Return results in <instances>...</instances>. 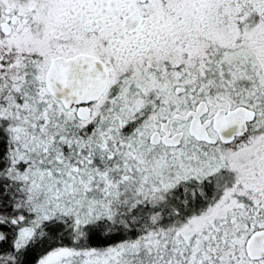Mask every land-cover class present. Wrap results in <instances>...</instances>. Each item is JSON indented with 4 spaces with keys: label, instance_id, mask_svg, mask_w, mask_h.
Here are the masks:
<instances>
[{
    "label": "snow or ice",
    "instance_id": "6c2138e0",
    "mask_svg": "<svg viewBox=\"0 0 264 264\" xmlns=\"http://www.w3.org/2000/svg\"><path fill=\"white\" fill-rule=\"evenodd\" d=\"M0 264H264V0H0Z\"/></svg>",
    "mask_w": 264,
    "mask_h": 264
}]
</instances>
